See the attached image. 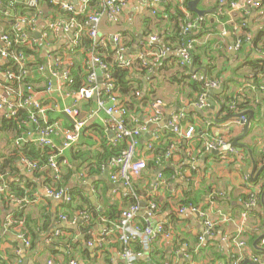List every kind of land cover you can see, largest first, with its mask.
I'll use <instances>...</instances> for the list:
<instances>
[{
    "label": "crops",
    "instance_id": "1",
    "mask_svg": "<svg viewBox=\"0 0 264 264\" xmlns=\"http://www.w3.org/2000/svg\"><path fill=\"white\" fill-rule=\"evenodd\" d=\"M37 1L40 8L32 9L26 0H9L7 7L13 10H8L2 8L4 5L0 0V35L12 31L15 19L24 12L35 24L34 32L23 26L28 33L27 38L35 41L26 47L27 60L44 64L69 61L74 67L71 75L81 85L86 82L91 69L87 67L91 53L78 48L79 45L75 47L73 38L75 34L79 37L87 35L79 19L83 13L86 16L97 13V6L91 4L86 12H81L79 0H53L51 5L44 0ZM190 1L165 0L156 5L153 0H127L119 17L114 20L104 17L97 28L101 41L99 49H102V57L106 60L111 58L106 43H111L113 36L125 33L126 41H132L131 48L126 51L127 59L134 67L129 72L131 81L138 80L145 89H153L154 103H160L158 122H150L154 103L143 108L141 105L139 110L137 106L141 103L132 107L133 112H139L136 116L127 108L129 129L139 125L147 127V131L139 136L135 157L137 161L144 159L147 165L132 181V191L110 179L114 168L109 160L104 159L103 147L113 146L110 141L114 132L104 112H96L82 130L78 142L57 157L58 173L43 162L42 157H48L50 153L48 149H40L42 156L35 159L24 156L22 147L27 143L18 149L14 141L18 135L0 131V184L3 186L2 196L6 199L0 201V221L3 222L0 224V264H126L124 247L111 223L118 219L122 210L133 204L140 206L141 214L152 204L156 205L155 222L163 224L165 233L170 236L156 240L148 250L133 248L135 264H229L232 258L231 264L236 260L240 264L246 260L264 264L262 257L257 255L260 251L253 247L264 234V207L261 205V191H252L260 184L261 180L257 185L254 183L264 171V86L262 90L255 89L249 81V70L240 68L251 58L264 57L251 47L254 35L264 30V0H255L258 6L240 11L222 7L224 4L218 0H201L198 9L206 11L202 18L188 10ZM238 1L244 3V0ZM177 3L193 20L195 28L198 23L206 28L194 43V55L200 57L201 63L198 64L201 67L194 66L193 56L187 66L191 79L194 74L201 75V80L207 75L212 79L207 81H218L223 90L220 94L214 91V95L235 97L231 102L235 117H226L219 105L211 101L213 95L203 111L193 108L200 93L197 95L190 86V79L183 77L177 50L168 48L169 42L159 36L172 30L174 24L167 15H157L167 6L172 14ZM23 4L25 7L21 8ZM61 4L71 5L73 16H69ZM146 19L151 21L147 23ZM60 21L69 24L71 30L68 33L71 32L72 38L63 31L50 32V26ZM37 33L40 38L33 37ZM199 33L200 30L194 35ZM249 34L251 42L243 40L242 50L232 53L231 41L235 43L238 37L245 38ZM151 37H157L158 41L151 43ZM165 50V56L158 57L157 52ZM145 51H148L151 69L139 74L136 72L140 68L135 62L136 56ZM211 52L213 56H210ZM5 63L0 61V94L7 83L6 72H12L5 69ZM212 66L216 67L214 71ZM220 72L222 75L218 78L216 74ZM49 80L33 74L30 82L37 87ZM227 81L234 82L225 90ZM53 86L55 89L41 96V101L47 106V120L60 127L53 136L54 143L60 145L63 133L74 130L73 120L63 114V109L70 106L72 100L66 96V91L57 90L56 81ZM91 101L80 103L81 119H86L90 112L96 110L97 101ZM119 101V105L123 102L127 103L126 107H131L128 98ZM248 112L253 113V120L245 133ZM4 115L0 111V120L5 119ZM240 115L246 118V122L232 123L239 121ZM173 124L182 129L193 126V139L187 141L176 136L170 128ZM155 132L159 133L157 140L152 138ZM217 139H223L226 146L215 150L213 155L206 147ZM168 141L169 145L161 155L151 153ZM150 142L155 145L149 152L147 145ZM171 148L170 156L166 157ZM25 158L36 162L39 168L28 169L22 161ZM46 188L63 189L66 195L71 196L72 202L65 205L62 201L45 198ZM255 199V206L251 207L249 202ZM184 205L198 209L203 217L199 213L179 214ZM113 206L119 215L112 221ZM63 216L66 222L61 220ZM204 220L214 225L210 236L205 235ZM253 233H258V236L250 244ZM25 241L29 244L25 245ZM262 241L264 239L257 244L259 249H264ZM236 242L242 245L237 246Z\"/></svg>",
    "mask_w": 264,
    "mask_h": 264
},
{
    "label": "built area",
    "instance_id": "2",
    "mask_svg": "<svg viewBox=\"0 0 264 264\" xmlns=\"http://www.w3.org/2000/svg\"><path fill=\"white\" fill-rule=\"evenodd\" d=\"M91 1H97L101 3L102 10L100 12L90 14L87 16L83 27L87 31V35L93 44V51L101 47V41L97 35V28L100 21L106 17L108 20H114L119 17L121 11L124 9L127 0H79L81 12L88 10V4ZM165 0H153L156 5L161 4ZM27 5L32 9L40 8V3L37 0H26ZM220 4L229 2L230 9L233 11H240L244 8H252L258 6L255 0H244V3L240 4L238 0H218ZM53 4V0L50 2ZM62 9L67 13H73L74 8L71 5L61 4ZM154 13V12H153ZM74 22V18H72ZM27 27L28 31L34 32L35 24L28 18H17L12 25V32L15 33L14 40L9 37L8 34L0 35V61L1 62H12L17 66V72H6L5 79L7 83L2 87V93L0 94V111H3L6 115V120L16 119L18 112L26 111L28 114V122L26 124L27 132L23 135H18L15 141V147L20 149L23 143L34 144L39 149H48L49 155L47 157L45 165L51 168L54 173H58L59 166L57 163V157L61 156L64 151L70 149L75 145L81 135L82 130L87 125V122L96 116V112H104L107 116V121L110 127L113 128L114 137L110 141L111 145L118 146L124 144L126 147L121 155H115L109 160V164L114 168L110 175V179L113 182L122 183L123 187L129 191H132V181L139 177L141 172L146 167V161L144 159L135 160L137 154V148L139 145V136L147 131V127L139 125L129 129L127 127V115L128 111L122 104L119 105L120 101L117 98L115 86L112 82L110 72L100 58H98L93 52H91V62L87 67H91L88 73L86 82L77 86L78 82L73 79L72 73L74 67L69 64V61L57 62L48 61L47 63H37L36 61H29L26 55L21 52H15L12 50L13 46H24L25 48L35 41L27 38V32L22 29ZM24 26V27H23ZM193 23H188L187 27L183 30L184 33H189L190 29L194 28ZM69 24L64 21H60L50 26V32L56 33L63 31L68 33L70 31ZM47 34V33H46ZM251 35H246L243 40L251 42ZM80 37L78 34L74 35L73 44L75 47L79 45ZM151 43L157 42V37L150 38ZM242 38H237L233 50L236 52L242 46ZM112 47L116 50V59L120 66L126 68L130 67L132 61H129L126 56V49L122 41V34H117L112 37ZM193 45L191 41H187L177 49L179 56V66L187 67L192 62V51ZM167 50L160 52L158 57L165 56ZM151 55L153 53L150 52ZM148 51L141 52L136 56V61L139 66L144 69H151L150 62L147 59ZM34 65V67H32ZM96 68L101 71V83L100 86L97 82ZM32 71H36L42 79H46V74L49 73L56 81L57 90L60 92L66 91V96L72 100L70 106L63 109V114L73 120L74 130L65 131L61 138V144L56 145L53 141V136L57 132L59 125L56 122L51 123L47 120V106L41 101V96L52 92L55 88L51 80L46 81L45 85L33 87L31 82L28 81V77L33 75ZM28 78V79H27ZM193 81H200L201 75L193 74ZM59 84V86H57ZM220 86L218 81H206L203 84V90L197 97V100L193 103V108L203 111L208 107L209 97L214 95V90ZM97 97V108L95 111L89 113L86 119H81L79 105L82 102L93 100V97ZM154 109L153 118L150 122H158L160 120L161 112L159 110L160 103L157 101L152 105ZM244 123L246 118L241 116L239 121H233L232 123ZM171 131L187 141L193 139L195 134V128L193 126L182 129L176 125H170ZM153 140L159 138V133L155 132L152 135ZM225 141L223 139H217L210 142L206 150L214 151L220 147H225ZM153 148V143L150 142L147 145V150L150 152ZM171 149L166 153V157L171 154ZM233 149L229 150L232 151ZM28 169L36 170L39 165L25 158L22 160ZM159 163V162H157ZM3 191V186L0 184V193ZM254 193L261 191L259 185L253 187ZM257 194L255 195V197ZM44 197L55 201H62L65 205L72 202V198L64 193L63 189L59 188H46L44 191ZM257 199V198H256ZM249 202L251 207L255 206V201ZM156 205L152 204L144 214L140 213V206L133 204L122 210L118 219L112 222V227L118 236V239L122 246H124L123 258L126 264H135L136 255L128 249L131 244H137L148 250L149 247L161 237L168 239L169 234L165 233L163 224L156 223L154 217V210ZM186 212L199 213L203 217V213L190 206H183L179 209V214ZM141 214V218L139 215ZM62 221L66 222V217L61 218ZM205 235L210 236L213 233V223L204 220ZM203 241V239L201 240ZM29 242L25 241V245ZM264 246V241H262ZM237 246L242 244L237 243ZM240 261L236 260L233 264H240ZM253 263L256 264L254 261ZM71 264H76L71 262Z\"/></svg>",
    "mask_w": 264,
    "mask_h": 264
},
{
    "label": "trees",
    "instance_id": "3",
    "mask_svg": "<svg viewBox=\"0 0 264 264\" xmlns=\"http://www.w3.org/2000/svg\"><path fill=\"white\" fill-rule=\"evenodd\" d=\"M1 1H2L3 5H4V7L1 5L2 8L8 9V10H13L12 8L7 7V2H9V0H1ZM44 1H46L47 4L51 5V3H50L51 0H44ZM185 3H186V1H185ZM185 3H184V6H185ZM91 4H93V5L95 4L97 6L98 12L102 10L101 3L97 2V1H91L88 4V7ZM24 7H25V5L23 4L21 6V8H24ZM222 7H227L228 9H230L229 2L224 3V5ZM222 9H224V8H222ZM182 10H183L182 9V5L180 3H177L174 6V10H173L172 14H171V8L168 7V6L165 8V10L162 13L158 12L159 14L157 15V17H160L161 14H165V15H167V17H169L168 18L169 21L174 24L172 30H170L169 32H165L164 34H159V36H160V39L164 38L165 41L169 42V44H167V47L170 48L173 51L177 50L185 42L191 41L192 45H193V49H192L191 52H192V56H193L194 66L195 67H201V64H198V63H201L200 57L197 54L194 55L195 49H196V44H194V43H195V39H197L200 35L204 34V28L205 27H204V24L201 23L199 25V23H198L196 28L194 27V28L190 29L189 33H184L183 30L187 27V24L188 23H193V20L191 18H188L186 16V14ZM30 12H32V9L30 10ZM22 13L23 14H21L19 16V18H28V15L24 14V12H22ZM68 15L69 16H73V14H70V13H68ZM86 20H87V16H86L85 13H83L81 15V18L79 19V21H81L82 25H84ZM150 21H151V19H146L147 23H149ZM22 30L26 31L25 29H22ZM199 30H200V33L198 35H194V33L196 31H199ZM246 30H248V29H246ZM121 34L125 38V40L123 41V44H124V48L127 51V50H129L131 48L133 43H132L131 40L130 41H128V40L126 41V36L124 35L125 33H121ZM8 35H9V37L11 39L14 40V35H15L14 32L10 31V32H8ZM242 42H243V38H242ZM251 44H252L251 47H252L253 51L254 50L257 51L256 54H260V55L264 54V30L263 31H259L258 33H256L254 35L253 41L251 42ZM106 45H107V47H106L107 52L109 54H111V58L109 60H106L105 58L102 57V54H101L102 51H100L102 49H96V50L93 51V44H92V41L89 39L88 35L80 37L79 47L78 48H84V49L88 50V53L93 52L98 58H100V60L105 65H107V69L110 72L112 82H113V84L115 86V89H116L118 100L122 101L125 98H128L130 100L129 105L131 107H129L128 105H127L128 107H126L127 103L124 104L122 102V104L126 107V109L128 108V110L132 112L131 113L132 115L136 116L139 112H137V111L133 112V108L132 107H134L135 105L141 103V104H139L137 106V110H139L141 105H142V108H143V107H147V106L153 104L154 100H155V97H153L154 96V90L153 89H150V90L145 89L143 87V85L141 84V82H139L138 80L133 82V83H137V85H134L132 83V81H131L132 79H131V76L129 74L130 70H132V68H134L132 66V64H131V67H126V68L120 66L118 64V62H117V59H116V50L114 48H112L110 42H107ZM242 48H243V46L238 51H241ZM199 49H203V48L200 47ZM12 50L15 51V52H21V53H23L25 55H27V52H28L27 49L24 46H13ZM210 56H213L212 52L210 53ZM211 59L213 61V57H211ZM37 63H40V62L37 61ZM4 66H5V69H7L9 71H12L13 73L17 72L16 66L10 61L5 63ZM32 67H34V65ZM182 68H183V71H184L183 77H185L187 79H190V80H188L189 82H191L190 86L192 87V89H194L196 91L197 95L203 90V84L207 80H212L210 77H208L206 75V77H204L200 81H193L191 79L192 74H190V71L188 70V67H182ZM215 68L216 67L212 66L211 70L214 71ZM240 68H247L249 70V72L251 73V76L249 77V81L252 82V85L255 87V89L262 90V87L264 86V57L260 56V57H257V58H251V59L247 60L246 63L243 64ZM137 69L139 71H136V72H138L139 74L141 72H145L147 70V69L145 70L142 67H140V68L138 67ZM85 70H87V67L85 68ZM32 72H33L34 75L37 74L36 71H32ZM221 72H222V70H221ZM221 72L216 74V76L218 78L221 77V75H222ZM208 73H210V69H209ZM28 78L27 79L30 82L31 76L28 77ZM233 82L234 81L225 82L224 89L228 90L229 84H231ZM79 85L80 84L78 82L77 86H79ZM221 99H223V100H221ZM233 100L235 101V97H232V96H229V95H220V96L213 95L212 99H211V101L215 105L216 104L219 105L220 110L227 115L226 117H228V116L235 117L234 111H231V105H232L231 102H233ZM237 101L238 100L236 99V102ZM87 102H92V101L89 100ZM138 121L141 123V119H138ZM27 122H28V114L26 113V111H20V112H18V114L16 116V119L14 118V119L6 120V119L2 118L0 120V131L1 132L2 131L3 132L11 131L13 133H16L17 135H23L25 132H27V128H26ZM153 145H155V144H153ZM168 145H169V141L166 142L165 145L158 147L156 150H153L151 153L153 155H155V156L156 155L157 156L161 155V153L164 152V150L167 148ZM125 147L126 146L124 144L118 145V146L103 147L104 148V152H105L104 153L105 154V158L104 159L110 160L111 157H113L115 155H118V156L121 155L122 152L124 151ZM22 154L24 156H26V155L33 156L31 158H34V159L37 158V157L42 156L41 150L38 149V148H35L34 146H31L30 144H26L24 147H22ZM46 157H44V156L42 157V159H44L43 160L44 163L46 162ZM259 175L260 176L255 180V183H254L256 185L258 184L257 182H259V180H261V182H264V171L261 174H259ZM261 182L259 184L260 185V189H261V192H260L261 194L260 195H262V193L264 191V185H262ZM2 194L3 193L0 194V201L1 200H3V201L6 200V199L3 198ZM258 196H257V199H258ZM248 197H250V196H247L246 198H248ZM112 209L113 210H112V214L110 216V219L113 221V220H115L117 218L119 213H118V211H116L114 206L112 207ZM250 212H253V211H250ZM0 224L1 225L3 224L2 220L0 221ZM164 230L166 231V229H164ZM257 236H258V233L257 234L256 233L251 234L249 243L252 244L253 241H255V239L257 238ZM133 248H142V247L139 245V243L131 244V245L128 246V249L131 250L134 253ZM257 255L261 256L262 259L264 260V254L263 253L258 252ZM233 259L234 258H232L230 260L229 264H231V261ZM139 264H142V263H139Z\"/></svg>",
    "mask_w": 264,
    "mask_h": 264
},
{
    "label": "water",
    "instance_id": "4",
    "mask_svg": "<svg viewBox=\"0 0 264 264\" xmlns=\"http://www.w3.org/2000/svg\"><path fill=\"white\" fill-rule=\"evenodd\" d=\"M75 1H76V0H75ZM200 1H201V0H192V1H190V2L187 4V8H188L189 11L195 13L196 15H198L199 17L202 18V17H204V15L206 14V11H201V10L198 9V4H199ZM68 35H69L70 38H72L71 32L68 33ZM33 37H35V38H40V35H39L38 33H37V34H33ZM231 47H232V53L235 52V51L233 50L234 42L232 43V41H231ZM96 75H97V82H98V85L100 86V83H101V75H102V74H101V71L98 70L97 68H96ZM46 76L52 81V83H53V85H54V84H55V79H53L49 73H47ZM222 90H223V87L220 86L219 89L214 90V91H215V94H220V93L222 92ZM93 99H94V100H97V97L94 96ZM210 104H211V103H210ZM247 114L249 115V121H248V126L245 128V133L248 132V130H249V129H248L249 124H250V122L253 120V113H252V112H248ZM245 115H246V114H245ZM245 115H244V116H245ZM240 116H242V115H240ZM224 149H225V148H223L222 150H224ZM210 153L213 154V155L216 154L215 150H214V151H211ZM263 198H264V191H263V193H262V201H261V205L264 207V201H263ZM263 209H264V208H263ZM263 220H264V210H263ZM206 238H207V237H206ZM262 239H264V234H262V235H261V236H260L255 242H254L253 247H254V249H256L257 251H260V252L264 253V249H259V248L257 247V244H258V243L260 242V240H262ZM244 264H255V263H253V262H251V261H249V260H246V261H244Z\"/></svg>",
    "mask_w": 264,
    "mask_h": 264
},
{
    "label": "rangeland",
    "instance_id": "5",
    "mask_svg": "<svg viewBox=\"0 0 264 264\" xmlns=\"http://www.w3.org/2000/svg\"><path fill=\"white\" fill-rule=\"evenodd\" d=\"M70 14H72V13H70ZM6 117V115H4V118ZM6 119V118H5Z\"/></svg>",
    "mask_w": 264,
    "mask_h": 264
}]
</instances>
